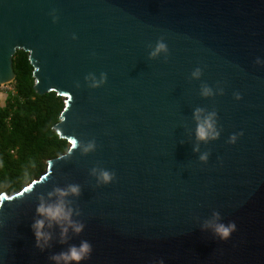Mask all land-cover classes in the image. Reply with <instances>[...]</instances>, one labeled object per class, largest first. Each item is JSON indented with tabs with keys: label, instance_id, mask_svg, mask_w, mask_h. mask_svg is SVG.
<instances>
[{
	"label": "water",
	"instance_id": "1",
	"mask_svg": "<svg viewBox=\"0 0 264 264\" xmlns=\"http://www.w3.org/2000/svg\"><path fill=\"white\" fill-rule=\"evenodd\" d=\"M16 49L33 91L61 98L51 129L67 144L0 193V264H53L81 240V264H264V0H0V83ZM197 108L215 113V139L196 138ZM70 184L84 229L60 243L53 228L41 251L35 208Z\"/></svg>",
	"mask_w": 264,
	"mask_h": 264
},
{
	"label": "trees",
	"instance_id": "2",
	"mask_svg": "<svg viewBox=\"0 0 264 264\" xmlns=\"http://www.w3.org/2000/svg\"><path fill=\"white\" fill-rule=\"evenodd\" d=\"M11 63L13 93L7 92L0 103V193H12L29 182L42 171L45 160L67 144L51 129L61 98L53 91H33L32 67L24 51L16 49Z\"/></svg>",
	"mask_w": 264,
	"mask_h": 264
},
{
	"label": "clouds",
	"instance_id": "3",
	"mask_svg": "<svg viewBox=\"0 0 264 264\" xmlns=\"http://www.w3.org/2000/svg\"><path fill=\"white\" fill-rule=\"evenodd\" d=\"M161 51H167V47L163 42H157L155 49L150 53V56L154 57ZM200 70L197 69L192 73L193 76H198ZM102 80L105 78V74H101ZM211 90L208 87H203L202 95H210ZM237 98L239 96L237 95ZM203 109L197 108L194 112V119L197 122L195 129V135L198 140L207 141L209 139H215L219 133L215 127L214 112H209L206 116L201 117ZM236 135H240L239 133ZM236 135L229 138V143H235ZM79 145V141H74L73 147ZM94 143L88 145L90 150L94 148ZM207 153L200 156L201 160H207ZM34 167L35 165L32 164ZM115 178V173L107 170H102L99 174L98 180L104 184L112 182ZM80 194L79 185L70 184L65 188H54L53 191L48 193V200L43 197L40 198V202L35 208V217L31 229L35 237V247L44 251L51 247L50 241L52 240L53 228H59L60 243H66L68 239L69 229L73 233L79 234L84 229V224L74 221L72 219L73 209L70 206L67 197L78 196ZM54 198V199H53ZM4 203V199L0 197V206ZM236 230L234 222H229L227 225L224 223H216L213 231L221 239L227 240L232 232ZM92 253V245L87 240H81L78 245L72 244L65 250H61L57 253H53L49 259L53 264H81L82 261H86L90 258ZM159 264H163L160 261Z\"/></svg>",
	"mask_w": 264,
	"mask_h": 264
},
{
	"label": "built area",
	"instance_id": "4",
	"mask_svg": "<svg viewBox=\"0 0 264 264\" xmlns=\"http://www.w3.org/2000/svg\"><path fill=\"white\" fill-rule=\"evenodd\" d=\"M7 92L13 93V80L0 83V96L3 97L2 100H4Z\"/></svg>",
	"mask_w": 264,
	"mask_h": 264
},
{
	"label": "rangeland",
	"instance_id": "5",
	"mask_svg": "<svg viewBox=\"0 0 264 264\" xmlns=\"http://www.w3.org/2000/svg\"><path fill=\"white\" fill-rule=\"evenodd\" d=\"M2 99H3V97H2V96H0V103L3 101Z\"/></svg>",
	"mask_w": 264,
	"mask_h": 264
}]
</instances>
